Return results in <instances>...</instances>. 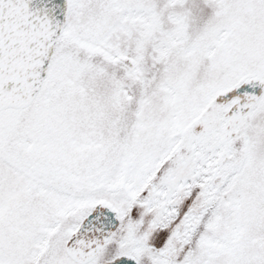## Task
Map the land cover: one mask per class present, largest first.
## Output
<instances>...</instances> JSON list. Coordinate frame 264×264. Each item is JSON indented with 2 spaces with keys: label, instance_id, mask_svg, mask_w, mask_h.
I'll use <instances>...</instances> for the list:
<instances>
[{
  "label": "snow or ice",
  "instance_id": "6c2138e0",
  "mask_svg": "<svg viewBox=\"0 0 264 264\" xmlns=\"http://www.w3.org/2000/svg\"><path fill=\"white\" fill-rule=\"evenodd\" d=\"M0 264H264V0H0Z\"/></svg>",
  "mask_w": 264,
  "mask_h": 264
}]
</instances>
